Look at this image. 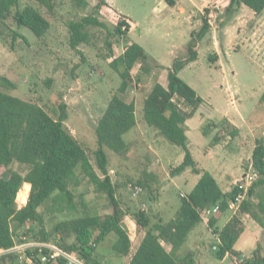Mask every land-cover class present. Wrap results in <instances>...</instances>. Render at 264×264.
<instances>
[{
	"label": "trees",
	"instance_id": "16d2710c",
	"mask_svg": "<svg viewBox=\"0 0 264 264\" xmlns=\"http://www.w3.org/2000/svg\"><path fill=\"white\" fill-rule=\"evenodd\" d=\"M22 0H0V34L4 30L11 33V42L17 39L25 40L19 32L10 29L6 24L12 19L18 28H26L36 38L43 37L50 28L49 21L40 13L43 8L47 13H53L57 5L56 0H29L33 4L21 7ZM216 8L223 9V15L231 17L240 8L245 7L255 16L264 11V0H222L223 5ZM72 5L77 9H86L89 4L86 0H72ZM216 13V12H215ZM111 25V31L104 20ZM213 15L209 7L203 10L201 27L198 31L190 33V40L185 45L186 56L174 59L167 70L166 87L154 83L142 103V118L145 124L155 130L164 140L180 147L184 157L182 162L170 171L172 176L179 175L186 170L199 176L198 182L185 197L180 199V207L173 219L163 223L160 219L150 224L144 211L132 215L137 232L143 231L144 236L128 264H196L194 255L187 254L180 260L179 251L186 243L189 234L196 226L202 223L200 211L219 206L218 213L214 214L207 222L219 243L212 246L219 260L227 256H239L234 251V245L245 230L243 217L252 219L264 233V141L256 139L251 154V164L258 174V179L247 192L239 211L221 228L216 225L228 211L229 202L238 194V188L224 193L205 170L197 168L195 161L188 149L185 122L192 117L201 100L195 91L179 77V72L188 64L198 59L197 47L211 30L210 19ZM69 32V47L78 54L81 45H91L92 28L103 29L107 32L106 46L111 58L112 43L108 39L126 41L129 43V34L134 27L133 21L118 13L107 2L97 0L91 13L66 23ZM212 61L211 57L209 58ZM153 61L136 43H131L124 52L112 57L109 67L121 80L117 93L107 103L96 127V149L89 155L86 147L80 144L65 122L68 119L67 106L58 102L51 114L38 104L20 99L0 90V169H8L9 174L0 176V250H8L15 244L22 243L20 237L33 239L39 243L50 242L53 235L58 239L53 244L67 253H76L85 264H105L98 259L96 248L103 243L110 234L116 236L113 245L114 251L127 256L131 248V239L122 229L121 223L127 213L120 207L117 199L118 184L112 182L109 174V160L105 150H109L120 159L126 160L131 151V145L124 140L136 124V104L134 100H126L128 90L132 84L138 82L148 72V65ZM139 66L138 74L133 77L132 70ZM0 87L15 89V85L6 77L0 76ZM264 99V94L262 96ZM190 107V111L182 109L180 103ZM212 128L218 129L211 145L217 144L221 138L229 136L235 138L239 130L227 120L210 122L204 125L202 132L207 135ZM93 156L95 166L100 172L99 176L91 162ZM14 164L27 168L24 175L10 169ZM143 181L138 180L133 184L154 195L150 184L152 176L146 172ZM152 182H150V180ZM157 179V178H155ZM148 181V182H147ZM150 182V183H149ZM158 184V180L154 181ZM83 183L91 185L96 193L104 195L109 203L111 212L104 215H93L83 200V194L78 188ZM25 184V185H24ZM28 184L26 193H22ZM22 193V194H21ZM77 193V195H75ZM23 195L26 203L18 208L17 203ZM83 207L82 215L53 225L48 231L44 223V214L54 211H77V202ZM152 196V200H154ZM52 203L53 205H49ZM35 225L37 233H33L27 224ZM72 239V242H69ZM257 243L246 264H264V245ZM167 248V249H166ZM43 253L46 249H41ZM30 258L36 261L37 250L26 251ZM0 264H20L14 254H4L0 257ZM57 264H66L63 259H58Z\"/></svg>",
	"mask_w": 264,
	"mask_h": 264
},
{
	"label": "rangeland",
	"instance_id": "374dc122",
	"mask_svg": "<svg viewBox=\"0 0 264 264\" xmlns=\"http://www.w3.org/2000/svg\"><path fill=\"white\" fill-rule=\"evenodd\" d=\"M86 1L89 4L88 8L77 9L73 7L72 0H56L57 5L53 13H47L45 9L39 8L29 0L21 1V7L26 4H33L34 7L38 8L40 13L49 21L50 28L43 37L36 38L26 28H18L11 18L6 21L10 29L19 32L25 37V40L17 39L12 44L11 33L8 30H4L0 34V76L6 77L15 85V89L0 87V90L11 96L30 100L49 114L58 102H63L67 106L68 112L65 126L74 138L86 147L88 154L92 155L96 149L97 123L107 103L117 93L121 83L118 75L109 67V63L112 57L121 55L128 44L123 40L117 41L116 38L108 39V42L112 43V53L110 54L111 58H106L109 55V49L106 46L107 41H105L107 32L103 29L92 28L90 31L92 44L78 47L82 56L70 49L66 23L92 12L97 0ZM156 1L120 0V4L138 20L144 21L143 18ZM220 1L218 5H223L222 0ZM214 2H217V0L210 1L206 6L213 13L212 17L209 18L211 30L202 41L200 48L204 51L213 41H217L221 67L215 69L201 57L200 64L185 70L182 79L193 86L201 96V100L203 99L204 103L209 105L200 104L202 107L201 112L206 118L204 125L213 121L212 119L215 122L218 121L220 114H223L226 110L233 111L230 103L226 102L228 96L223 95L224 89H227L233 102L234 100L237 101V106H239V100L240 102L249 103L251 97L255 99L260 96L255 109V118H257L260 126L253 136L246 132L249 139L245 146L247 158L250 156L254 140L263 139L264 141V99H262L264 90L263 94L261 93L264 85V11L260 15L261 17L258 18L243 7L234 15L228 17L223 15L222 8L215 7L217 3ZM204 9L205 7L200 13L193 16L191 25L194 27L196 23L199 24L192 31L200 29ZM99 19L104 20L107 28L111 31L110 23L101 15ZM171 25H162L157 32L147 35L145 37L146 41L139 40L136 42V44L142 43V48L149 55L170 66L174 59H181L186 56L184 47L190 39V33L187 32L190 26L182 19L178 24ZM149 28L154 30L155 27L151 25ZM135 34H138V32H135ZM144 35L145 32L143 40ZM207 53L206 58L208 61H210V57H215L212 51H207ZM201 55L203 54L201 53ZM138 71L139 66H136L132 70L133 77L138 74ZM222 71L225 74L224 81H221ZM162 72L163 67H160V65L155 66L153 62H150L148 72L138 84H132L130 90H128L126 100L128 102L131 99L134 100L137 117L140 120L143 119L141 118L143 100L146 98L148 90L152 88V83L157 80L158 74ZM148 74L150 75L148 76ZM163 75L165 74L163 73ZM179 103L183 107V103ZM236 105L235 107H237ZM211 107L213 108L211 109ZM208 115L211 117H208ZM141 125L140 128L143 131L141 136L132 137V131L124 135V140L131 142V144L129 143L131 151L127 161H123L113 152L105 150L109 160L108 168L112 182L119 185L117 199L120 207L127 213L123 222L129 230L128 235L131 239L129 254L121 256L113 249L116 236L114 234L108 235L104 242L96 248L98 259L105 264H128L132 254L140 244L144 232H137L136 225L131 218L134 213L144 211L150 220V224L156 223L159 219L163 223H167L173 219L180 207L182 195L185 197L189 194L199 178L188 172L172 176L170 171L183 160L182 149L170 144L158 133L155 134L152 130L150 132L148 130L150 128L147 127L148 129H146L143 123ZM145 129L148 131L145 132ZM198 131L201 133L202 129L198 128ZM214 136L215 134L208 133L204 135V138L211 141ZM163 143L171 149L170 155L165 158L163 156ZM192 152L194 159L200 163V166H203L202 148L198 149L193 146ZM231 157V162L235 165L240 160L239 156ZM157 160H159L158 163ZM249 161L246 159L244 161L246 171L248 170ZM91 162L97 174L101 176L95 166L93 156ZM10 169L22 175L27 171L25 166L18 164H14ZM148 169L154 170L161 180L158 191L155 189L157 184L154 181L153 184H150L154 195L157 196L155 201L151 199L154 195L145 190H142L137 196L132 194L133 184L138 180L143 181L142 174L147 173ZM8 174V169H0L1 177ZM149 180L152 182L151 179ZM27 190L28 186L26 185L22 193H26ZM78 192L83 194V200L91 214L104 215L111 212L107 198L96 193L91 185L83 183L78 188ZM26 200L21 195L17 203L18 208L22 207ZM79 200L75 196L78 208L75 212L54 211L52 214L45 213L44 223L46 229L51 232L55 223L82 215L83 207L80 206ZM49 205L53 204L49 203ZM230 215L231 212L227 211L226 215L218 221L217 226L221 228ZM32 226L28 223L26 228L31 227L33 233H37L36 226ZM195 232H199V235L194 234ZM57 239L58 236L53 235L50 242L42 243L52 245V242ZM20 240L23 242H17L15 245L27 244L30 247L39 243L23 236L20 237ZM69 242H72V239ZM215 243L216 240L212 230L207 223L202 222L189 234L186 243L179 251L180 260L185 258L187 254L192 253L196 264H229L230 259L228 257L222 260L216 257V253L212 249ZM258 243L264 245V234ZM241 249L248 256L252 253V247H241ZM17 261L23 264L19 259Z\"/></svg>",
	"mask_w": 264,
	"mask_h": 264
},
{
	"label": "crops",
	"instance_id": "0c3cea01",
	"mask_svg": "<svg viewBox=\"0 0 264 264\" xmlns=\"http://www.w3.org/2000/svg\"><path fill=\"white\" fill-rule=\"evenodd\" d=\"M210 1H216V0H157L155 2V4L148 10V13L143 18L145 20L140 21L136 17H134L132 14H130L124 6H121L120 0H107L108 4L113 9H115L118 13L125 15L126 17L130 18L134 23V27L129 34V38H128L129 43L127 46H129L131 43H136L139 40L146 41L145 37L149 34L157 32V30L159 29L160 26L171 25V24H173L171 26H174V25L178 24V22L181 19L187 25L190 26V27H188L187 32L191 33L192 30H194V28H197L198 24H199V23H196L194 25V27H193V25H191V20H192L193 16L197 13H200L201 10L203 9V7H206L207 3H209ZM252 14L254 15L253 12H252ZM256 17L260 18L261 16L259 15ZM151 25H154V27H155L154 30H152V28H149V27H151ZM135 32L136 33L138 32V34H135ZM144 32H145V35H144V40H143ZM137 44L142 47V43H137ZM186 44H187V42L185 43V45ZM201 45H202V42L199 43V45L196 49L197 54H198V59L195 62H192V63L188 64L187 66H185V68L179 72L178 75L181 79H182V74H183V72H185V70L190 69L192 67L194 68V67L198 66V64H200L201 57H203L205 62L209 63V65H212L215 69H217V68L219 69L221 67L219 51L217 50V41H213L210 45H208V47H206L204 49V51L202 50V48H200ZM241 46H242V44H241ZM144 51L146 52L145 49H144ZM207 51H212V54H214V56H215V57L211 58L212 59L211 62L208 61V59L206 58L207 54H208ZM201 53L203 55H201ZM146 54L153 61H155L158 65H160V67H163V72L158 74L157 80L152 83L151 87H153L154 83H159V84L163 85L164 87H166L167 70L171 66L169 64H165L162 60L156 59V57L149 55L147 52H146ZM160 71H162V70H160ZM150 73H151V71H150ZM163 73L165 75H163ZM149 75L150 74H148V76ZM224 80H225V74L222 71L221 72V81H224ZM183 81L186 82L185 80H183ZM186 83L190 87L193 88L196 95L201 100V96L197 93V91L194 89V87L191 86L188 82H186ZM150 90H151V88L148 90V93ZM263 90H264V85H263L262 92H261L262 94H263ZM223 95H225L226 97L228 96V100H226V102L228 101L230 103V105L233 107V111L226 110L223 114H220L218 121L215 122L214 119H212L213 121H210V122L217 123V122H220L222 120H227L230 124H232L234 127H236L239 130V135L233 139L230 138L229 136H226L225 138H221V140L217 144L212 146L210 144L212 140L207 141L204 138L203 132L200 133V131H198V128L202 129L204 127L203 125L205 124L204 121L206 119L204 114L201 112V108H202L201 105L205 104L203 99L201 100V102H202V103H200L201 105L199 104L197 110L194 112L192 117L189 118L185 122V129H186L185 133H186V137L188 139V149H189L192 157H193V154H192L193 153L192 152L193 146L197 147L198 149L202 148V159H203V163H204L203 166L202 165L200 166V163L197 160H195L193 157V160L195 161L197 168H199L201 170H205L208 173H210L211 176L216 181V183L218 184L219 188L224 193H227V192L231 191V189L234 187V185L237 181H239L245 177V174L247 172L245 170L246 166H244V161H245V159L248 161L251 159L250 158L251 153H252L253 148L255 146L256 140H254V145L251 146L250 156L246 158L245 146L249 140L247 138L246 132H249L253 136V135H255L256 131L258 130V127L260 126L257 118H255L256 117L255 109L257 107V102H259L260 96H257L255 99H253L251 97L249 103L248 102H246V103L240 102V100H239V106H237L238 105L237 101H235V100H234V102L232 101V98L229 97L230 95H229L227 89H224ZM182 105H183V107L180 105L182 107V109L190 111V109H191L190 107H188L184 104H182ZM205 105L209 106L208 104H205ZM235 105L237 107H235ZM212 108L213 107H211V109ZM208 117H211V116L208 115ZM141 118H142V116H141ZM136 119H137L136 126L132 130H130V131H132V135H131L132 137H136V136L139 137L143 134V131L140 128L141 123H143V125L145 126L146 129H148L147 128L148 126L145 124L143 119L140 120L137 117V109H136ZM146 129H145V132L148 130H150V132H151V130H152L155 134L157 133L152 128H150L148 130H146ZM217 132H218V129L212 128L211 130H209L208 133L209 134L213 133L216 135ZM126 142L131 144V142H129V141H126ZM163 147H164V155L163 156L165 158L168 155H170L171 149L168 146H166L164 143H163ZM231 156H236V157L239 156L240 160H239V162L236 163V165L231 162L232 161ZM128 157H129V155H128ZM127 160H128V158L126 160H123V161H127ZM158 162H159V160H157V163ZM239 165H241L240 168H238ZM185 172L186 173L188 172L190 174L192 173L190 170H186L183 173L185 174ZM147 174L149 176H152L153 181L159 180L157 186L155 187V189L158 191V186L160 185L161 180L157 177L156 173L152 169L151 170L148 169ZM196 176H198V175H196ZM155 178H157V179H155ZM198 180H199V178L196 180L195 184L198 182ZM195 184H194V186H195ZM26 185H28V184H26ZM182 196H184V195H182ZM154 197H155L154 201L157 200V196L154 195ZM228 214H229V212H228ZM229 219H230V217H229ZM243 221L245 223V230H244L243 234L240 236L239 240L234 245V251L240 255H243V256H246L247 258H250L252 253L249 256L244 254L241 247H243V248L252 247V252H253L257 243L260 242L262 235L264 233H263L262 229L260 228V226H258L249 217L244 216ZM216 227L219 228L217 225H216ZM221 228H219V229H221ZM194 234L199 235V232H195ZM216 238L217 237L215 236V240H216ZM227 257L230 259L229 256H227ZM221 262H223V261H221ZM229 264H231V263H229Z\"/></svg>",
	"mask_w": 264,
	"mask_h": 264
},
{
	"label": "built area",
	"instance_id": "2783aa9c",
	"mask_svg": "<svg viewBox=\"0 0 264 264\" xmlns=\"http://www.w3.org/2000/svg\"><path fill=\"white\" fill-rule=\"evenodd\" d=\"M258 179V174L254 171L251 161H249L248 170L245 174V177L239 181H237L234 187L238 188V194L234 198V200L229 202L228 210L231 212V216L236 215L239 211V207L243 200H245L247 196V192L249 188L253 185V183ZM142 192L140 187H134L132 189V194L134 196L139 195ZM219 211V206L216 205L213 208L205 209L200 211L199 215L202 219V222L207 223L208 220ZM216 242L219 243L218 238H216ZM216 247H213L215 250ZM37 250L38 254L36 256V261L33 258H30L26 251ZM41 249H46V252L43 253ZM4 254H14L17 259L23 262V264H57L58 259H63L66 264H85L83 260L79 258L76 253H67L60 249L57 245L53 244L48 245L44 243H37L34 246H28L27 244L15 245L14 247L8 250H0V257ZM247 257L243 255L239 256H230L231 264H246Z\"/></svg>",
	"mask_w": 264,
	"mask_h": 264
},
{
	"label": "water",
	"instance_id": "95a60500",
	"mask_svg": "<svg viewBox=\"0 0 264 264\" xmlns=\"http://www.w3.org/2000/svg\"><path fill=\"white\" fill-rule=\"evenodd\" d=\"M121 227L127 234L129 233V230H128L127 226L125 225V223H121Z\"/></svg>",
	"mask_w": 264,
	"mask_h": 264
}]
</instances>
